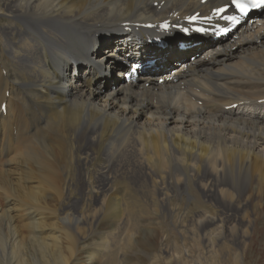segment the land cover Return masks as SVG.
<instances>
[{
	"label": "bare ground",
	"instance_id": "1",
	"mask_svg": "<svg viewBox=\"0 0 264 264\" xmlns=\"http://www.w3.org/2000/svg\"><path fill=\"white\" fill-rule=\"evenodd\" d=\"M224 2L0 0V264H115L108 239L124 216L130 254L140 218L161 212L190 218L208 255L244 259L264 206V12L195 60L182 54L191 73L176 83L167 67L119 77L153 53L135 25ZM179 202L193 208L174 214ZM79 204L99 208L77 217Z\"/></svg>",
	"mask_w": 264,
	"mask_h": 264
},
{
	"label": "rangeland",
	"instance_id": "2",
	"mask_svg": "<svg viewBox=\"0 0 264 264\" xmlns=\"http://www.w3.org/2000/svg\"><path fill=\"white\" fill-rule=\"evenodd\" d=\"M107 31L108 30H105L101 36H103ZM178 56L179 53L176 51L168 52L165 58H163V60L159 62L160 68L172 66ZM109 79L111 78L109 77L106 81L103 82L105 86L109 85L106 84ZM44 193L47 194L46 190ZM49 194L52 195V198L47 199L46 203L49 207H53L56 205V197L54 193ZM0 204L1 206L3 205V200H1V198ZM187 204V202L177 203V209L174 210V214H176L184 207H189V209L193 208L192 203H190L189 206ZM206 206L208 207L210 206V204ZM72 208L74 207L71 203L69 211L70 209L71 211H73ZM98 208L99 207H96L94 209L96 210ZM94 209L89 208L87 204H79L76 206L77 217H80L81 214H90ZM191 211L194 210L191 209ZM255 214L256 215L253 226L254 230L256 231H252V235L248 237L247 246H251V249L248 250L243 260H238L235 257V255L238 253H236L231 248L230 250L227 249V253V250H223L219 251L216 255L212 253H210L211 255H208L206 242L203 240V238H200L199 235L203 232H196L193 230L195 224H192L190 218H187V216L181 214L179 215V218H177L178 216H173V218L172 216H168L163 212H161L157 216H147L144 218L142 216L140 218L141 220L139 221V227L137 226V228L142 236V241L138 244L141 246L131 250L129 252L130 254H126L123 252V245H125L127 241L126 238L130 236L133 231H135L132 228L134 227V220L133 217L131 218L129 214L127 215V217L124 216L122 221H126V223L125 225H123L125 227H123V232L119 236V239L115 241L113 240V238L111 239V237L109 238L108 236V252L111 253V251L113 250V253H116L115 261H113L115 264H129L130 262H132L131 264H194L195 259L198 261V263L196 264H264V206L257 207ZM183 227L185 229H182ZM99 229L102 232L110 231L111 227L108 221L104 220L99 225ZM119 229H122V227ZM221 241L225 242V238H222V240L218 239L217 242H214V245H216L215 248H219L222 245ZM182 248L189 251L188 256H185V262H180L175 258V253L177 251H180ZM108 256L109 254L104 255L99 261V264H102L108 258ZM166 260H170V262H166Z\"/></svg>",
	"mask_w": 264,
	"mask_h": 264
},
{
	"label": "snow or ice",
	"instance_id": "3",
	"mask_svg": "<svg viewBox=\"0 0 264 264\" xmlns=\"http://www.w3.org/2000/svg\"><path fill=\"white\" fill-rule=\"evenodd\" d=\"M229 9H233L238 15H225ZM253 9H264V0H226L224 6L215 9L214 15L236 25L240 23L242 18L248 16ZM197 18L193 16L189 19L195 21ZM210 19L211 17H205V20ZM162 27L167 28L168 25L164 24ZM184 31H188V29H184ZM197 31H205V29L201 28L197 29ZM221 31H227V29H221Z\"/></svg>",
	"mask_w": 264,
	"mask_h": 264
}]
</instances>
